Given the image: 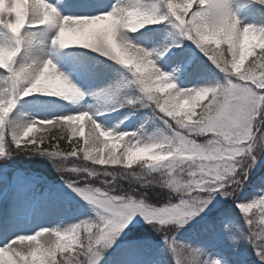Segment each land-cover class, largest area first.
<instances>
[{
    "label": "rangeland",
    "instance_id": "1",
    "mask_svg": "<svg viewBox=\"0 0 264 264\" xmlns=\"http://www.w3.org/2000/svg\"><path fill=\"white\" fill-rule=\"evenodd\" d=\"M46 2L57 7L58 12L62 15L91 16L111 10L113 6L121 3V0H46ZM142 2L147 5H157L158 16H168L167 9L160 0H142ZM230 7L243 24L264 26V5L255 2V0H230ZM194 9L195 4L193 5ZM249 13L255 15L256 17L253 19L257 20L250 21ZM26 32L31 33V43L25 42L21 45L14 66L35 65L44 60H51L56 65L57 72L66 77L69 83L79 89L82 95L73 100L39 93L26 97L17 96L16 103L8 114L4 127L0 129V137H2L0 145L3 146L5 153L0 156V161L8 157L4 142L5 135L10 145L17 147L12 140L14 129L23 128L35 121L77 115L80 114L79 109L82 108L85 110L84 112L89 108V115L105 131L134 133L135 138L143 141L158 138L161 135H172L168 125L170 124L175 129L174 121L160 113L147 100L139 86L131 83L135 78L126 68L91 49L69 46L62 50L58 45H53L51 41L56 34L55 28L29 27ZM128 35L135 43L150 51H160L169 45H174L169 49L167 55L157 59L156 63L163 72L173 76L180 88L214 87L228 83L225 74L200 51L193 41L181 35L180 30L175 27L170 18L146 25L138 32ZM14 45L15 38L7 29L0 26V46L13 47ZM35 47L46 50L47 56L35 59L33 51ZM222 47L226 48L227 46ZM59 51L63 52V56L58 55ZM258 52L259 49L256 50V55L246 59L244 67H248L249 59L257 57ZM228 58L230 59V57ZM83 66L104 75L107 83L104 86L85 87L84 82H81L83 71L78 70ZM9 76L10 73L0 69V79ZM104 90L117 91L119 96L130 98L134 103L116 106L106 102L105 99L97 95ZM159 95H165V93H159ZM201 103H206V101ZM196 111H200V106H197ZM260 120H264V114L257 117L254 123V132L257 136L264 133V124H261ZM36 129L24 140H31L34 135L37 137V134L43 132L56 129H61L62 132L67 130L71 145L68 152L77 149V155L62 158L45 153L47 157L37 158V163L41 165L38 170L44 169L43 163H50V161L57 163L53 168L60 173L52 180L42 175L41 172L31 171L32 167L26 165L18 166L8 163L6 166H1L0 207H5L9 211L10 218L8 216L0 223V247L6 246L10 241L20 236L34 235L42 229L65 231L81 222L95 223L98 219L97 212L100 210L75 191L70 186L72 182L81 188L89 185L100 188L102 191L111 189L114 195L128 194L133 200H143L148 205L162 206L169 201L173 204L179 203V194L165 184L166 176L162 182L174 193L173 196H166L165 203L149 202L146 199L147 196L141 191L134 190V192L131 188L122 185L110 187L105 183L108 180H101L104 179L105 172L110 168H123L125 174L136 169L139 170L135 175L137 177H142L145 173H141L139 165L135 163L132 168H127L125 164L127 157H125V163L103 165L94 163L93 159H85L84 151L80 149L93 146L91 142L85 144L86 140L90 141L91 139L92 125L89 121L84 122L83 135L73 136L67 128H41L39 124L36 125ZM209 138L210 135L195 137L198 142ZM24 140H22L21 147H18L20 150L24 147ZM114 143L113 140L102 137L95 141V147L103 149V156L107 159ZM48 145L51 147L50 151H60V149H56L59 146L52 147L51 143ZM115 152L118 156L122 155L119 148L115 149ZM253 154L257 157L254 164L250 159H247V162H244V159L239 162L237 175L241 183L229 188L232 195L216 194L202 212L179 227L174 222L164 226H154L143 215L136 213L127 226L114 236L110 246L101 247L98 264H177V260L184 264H194L195 261L198 264L199 261L211 260H219L221 264H264V260H261L258 254L257 246L250 238V229L245 220V214L239 207L264 197V150ZM92 155L96 157L98 152L93 151ZM76 163H82V165L88 163L94 166L97 173L90 175L92 169L86 171L83 166L84 170L79 169ZM250 164L251 167H249ZM36 165L38 166V164H34V166ZM244 169H248L246 174ZM162 172H166V170L158 169L151 174L159 175ZM79 175L83 176L72 179V176ZM96 178L99 181L94 180ZM101 181L102 183H100ZM99 184L100 186H98ZM136 192L141 195L137 196ZM157 198L159 197L153 196V199ZM247 216L253 219L252 228L255 231L264 230V225L260 224L264 213H261L259 207H254L247 213ZM46 220L51 221L50 227L43 224ZM44 239L46 236L41 238V243ZM27 243L21 245V247H25L26 251ZM174 248H177L176 252H174ZM62 258L63 255L58 252L57 260Z\"/></svg>",
    "mask_w": 264,
    "mask_h": 264
},
{
    "label": "clouds",
    "instance_id": "2",
    "mask_svg": "<svg viewBox=\"0 0 264 264\" xmlns=\"http://www.w3.org/2000/svg\"><path fill=\"white\" fill-rule=\"evenodd\" d=\"M199 2L201 5L207 4V9L198 14L193 24L194 38L192 41L225 74L229 82L233 77L237 80L258 79L256 69L264 67V26L243 24L232 11L230 0H199ZM255 2L264 5V0H255ZM137 3L138 0H121V3L112 7L111 10L89 16L62 15L57 7L45 3L44 0H0V26L7 29L15 38L13 47L0 46V69H5L10 74L13 71L20 72L18 80L22 96L39 93L46 96L63 97L66 100L78 98L79 89L71 85L68 80L67 82L77 90L76 92L50 81L51 73L42 75L44 64L51 60H44L35 65L14 66L21 45L25 42L31 43V33L26 32V29L46 26L56 29V34L51 41L53 45L61 48L79 46L91 49L126 68L135 80L144 79L151 87L147 91L140 87V90L160 113L174 121L176 127L173 129L169 124L168 128L172 135H161L147 141L135 138L134 133L108 131L111 140L115 142L110 153L115 152L117 148L122 153L119 156L116 152L114 155H109L108 163H112L113 160L125 163V157H127L126 167L132 168L134 163L138 164L141 173L151 174L158 169H165L166 172H162L161 175L167 176L175 172L176 175L172 177L170 183L178 189L181 186V181L178 179L181 172L193 167L202 168L208 162H214V168H219L224 163L214 154L218 149L208 146V139L203 142H198L197 139L190 141L185 135V133L189 135L198 133L206 127L205 116L197 112L196 108L207 99L210 93L206 90L210 87L180 88L174 80L169 79L170 73H159L160 68L156 60L151 59L152 51L135 43L128 35L138 32L146 25L157 23L158 9L144 10L137 7ZM194 3L196 0H167V11L175 12L179 16L185 10L190 9ZM100 22L105 23L103 38L99 41L91 40L73 45L68 44L62 35L67 29L85 32L90 26ZM224 45L227 47H222ZM257 49H259L257 59L250 66L244 67L246 59L256 55ZM260 76H264V72L260 73ZM159 93H165V95H159ZM173 98H176L177 102L187 99L188 107L176 111L172 104ZM105 100L116 106H123L125 103L133 104L132 99L121 97L118 94H112ZM254 116L255 105L239 111L230 122L229 135L223 137L224 142L228 144L239 142L238 138L248 139L250 141L249 150L246 154L245 150L241 149L240 155L245 157L244 162H247L250 156L253 164L257 159L253 153L264 150V133L257 136L251 130ZM44 121L35 122L43 123ZM35 122L23 128L14 129L12 136H22L28 129L35 130L33 128ZM97 126L99 127L98 124ZM193 144L195 151L190 150ZM217 144H219V139ZM0 147L3 146L0 145ZM85 159H93L94 163H99L97 158L85 157ZM228 166L236 167L232 164ZM247 170L244 169V172ZM129 174L135 176L136 172ZM84 187L92 188L89 185ZM239 207L242 210V206ZM81 227L85 233L91 232L89 223L85 221L65 231L42 229L31 236H20L12 242L15 247H10L8 250L0 248V264H57L55 252L57 250L68 251L74 247L79 242L80 235L73 229ZM61 233L67 234L61 237ZM45 236L46 239L41 243V238ZM25 242H28L27 251L25 247H21Z\"/></svg>",
    "mask_w": 264,
    "mask_h": 264
},
{
    "label": "snow or ice",
    "instance_id": "3",
    "mask_svg": "<svg viewBox=\"0 0 264 264\" xmlns=\"http://www.w3.org/2000/svg\"><path fill=\"white\" fill-rule=\"evenodd\" d=\"M44 2L47 3L46 0H44ZM163 3L167 9V0H163ZM194 4L195 9L193 10ZM194 4L190 9L185 10L179 16H177L175 12L168 11V16H157V23L163 19L170 18L175 27L180 30L181 35L186 36L187 39L192 41L194 38V33L192 31L193 24L198 14L207 9V4L201 5L199 0H196V3ZM137 7L149 11L153 8L157 9V5H147L143 3L142 0H138ZM104 23L105 22H100L90 26L85 32H75L72 29H67L62 35L68 44L73 45L86 43L91 40L99 41L103 38ZM197 44H199L198 41ZM172 46L174 45H169L160 51H152L151 59L157 60L167 55ZM256 72L259 77L258 79L237 80L232 78L231 82L228 80V83L225 85L210 87L206 90L210 94L205 100L206 103H203L200 106L199 111L205 116L206 127L201 129L198 133H192L191 135L185 133V135L188 136L190 141H195V137L198 135H210L208 146L212 149H218L214 154L224 163L219 168H214V162H208L202 168L193 167L181 172L178 177L181 181V186L178 189L170 183L172 177L175 176L176 173L172 172L167 175L165 184L179 194V203L173 204L169 201L162 206L148 205L143 200H133L128 194L114 195L112 194L111 189L102 191L100 188L96 189L94 187L81 188L75 184V182H72L70 186H72L75 191L82 195L84 199L88 200L91 204L95 206L99 205V207L96 208L100 211L97 212L98 219L95 223L87 222L91 227L90 233H85L82 227L73 229V231L79 233L80 240L68 251L57 250L55 252L57 264H98L99 250L101 247L110 246L114 236L127 226L136 213L143 215L145 219L148 222L153 223L154 226H164L170 222H174L176 226L179 227L183 226L188 220L202 212L216 194L220 193L224 196L232 195V191H229V188L233 185L238 186L241 183L237 171L239 169V162L245 157L240 155V151L241 149H244L247 154L250 141L246 138H238L239 142L228 144L224 142L223 137L229 135V125L231 120L239 111L246 110L250 105H255V116L252 120L251 128L252 133H255L254 123L256 122L257 117L264 114V76H260V73L264 72V67H258ZM47 73L52 74L49 77V80L53 83H58L67 87L73 92L77 91L67 82L66 77L57 72L56 66L51 61L44 64L42 68V75ZM159 73L162 74L163 71L159 69ZM19 75V71H13L8 78L0 79V85H2V87H0V93H2V96H0V129L4 127L6 118L16 103L17 96H22L20 95L21 85L18 80ZM169 79L174 80L172 75ZM131 83L138 85L139 88L142 87L145 91L151 87V85L144 79H134ZM112 94H116V92L104 90L97 95L100 98L105 99ZM79 95L81 96L82 93H79ZM172 104L175 106L176 111H180L188 107V100L184 99L177 102L176 98H173ZM86 120L91 123L92 130L90 132L91 139L90 141L86 140L85 144L91 142L93 146L91 148L80 150L84 151L85 157L99 159V163L97 164H108V159L103 156V149H96L95 141L100 140L102 137L109 139H111V137L108 131H102L101 127L97 126V123L94 122L93 118H90L88 112H83L77 115H68L53 120H45L43 123L35 122L33 125L35 130L28 129L22 134V136H12V140L17 147H21L22 140L29 137L31 133L37 130V124L45 129L49 127L67 128L73 136L77 134L83 135L84 122ZM260 123L264 124V120H260ZM0 139H2V137H0ZM45 139L44 136H40L38 139L32 138L31 140H24V148L29 151L48 153L62 158L74 157L77 155V149L64 153L62 151H50L48 148L38 147L37 144H43ZM218 139L219 144H217ZM220 145H222V147ZM105 147H107V145H105ZM190 150H196L194 144L190 146ZM93 151L98 152L96 157H93ZM4 154V148L0 147V156H3ZM114 154V151L110 153V155ZM233 157L234 159H231ZM248 159L251 161L250 156ZM117 163V160H113L111 164ZM229 164L236 165V167H229ZM85 170L89 171L88 169ZM90 173H94V171L90 170ZM105 175L112 174L105 172ZM139 179H143V177H139ZM105 183L109 185L111 184V182L108 181ZM254 207H259L261 213H264V210H262L264 209V198L261 197L252 203L242 205V212L245 214V220L250 229V238L257 246L261 260H264V230L259 232L255 231L252 228L254 224L253 219L247 216V213H249ZM260 224L264 225V217H262ZM65 234L67 233H61V237ZM14 240L0 248L8 250L10 247H15L12 243ZM176 251L177 248H174V252ZM58 252L63 255L62 259L57 260ZM81 257H83V259H81ZM177 264H184V262L177 260ZM194 264H197V261H195ZM198 264H221V262L219 260L199 261Z\"/></svg>",
    "mask_w": 264,
    "mask_h": 264
},
{
    "label": "trees",
    "instance_id": "4",
    "mask_svg": "<svg viewBox=\"0 0 264 264\" xmlns=\"http://www.w3.org/2000/svg\"><path fill=\"white\" fill-rule=\"evenodd\" d=\"M164 6L163 0H160ZM259 53V52H258ZM257 53V55H258ZM257 57H254L252 60L250 59V61L248 62L247 66H250L251 63L256 60ZM67 131H60V130H54L51 132H48V135L46 133H42L41 136L43 135L46 139L44 141V143L42 145H37L38 147L41 148H48L49 150L51 149V147H49L48 143H51V146L54 147L55 145L59 146V148L56 149H60L64 150L63 152H68V149L71 147L70 145V139H69V135H67ZM46 142L47 145L43 146ZM5 146L7 149V158L3 159L2 161H0V164L3 163H12V165H26L27 167H32L33 170L35 171H41L43 173H45L46 175H48L51 179L55 178L57 175H59V171H56L53 167L54 165H56L57 163H53L50 161V163H43V168L41 170L40 169V163H37L38 160L37 158H45L47 157V155L45 153H39V152H35V151H29L25 148H22L21 150L18 149L19 151H16L17 149L14 148L12 145H10V142L8 141V138L6 137L5 139ZM30 147V145H29ZM66 149V151H65ZM32 155V156H30ZM42 158V159H43ZM34 164H38V166H34ZM63 164V163H60ZM77 168L82 169V166L86 169H94V166L90 165V164H84L82 165V163H76ZM97 168V167H96ZM97 169H101V168H97ZM84 170V169H82ZM95 173H97L95 171V169L93 170ZM136 172V174L139 172V170H133ZM132 171V172H133ZM108 173H111L112 175H105L104 179L101 180H108L111 181L112 183L109 185L110 187H118V185H122L123 187H128L131 188L133 191L137 190V191H141L142 193H144L147 197L146 199L150 202H161V203H165V199L166 196H173V193L171 191V189L166 188V186L164 185V183L162 182L164 179V176L161 175V173L158 174H147L145 173V175L143 174L142 177L143 179H139V177L137 176H133L130 174H125V170L123 168H110L107 169ZM93 173H90V175ZM83 175H79V176H72V179H76L78 177H81ZM102 176V175H101ZM96 181H99L98 178L94 179ZM113 180H115V182H113ZM117 180V182H116ZM102 183V181L100 182ZM100 186V184L98 185ZM120 187V186H119ZM135 192V191H134ZM137 196H140L141 194L139 193H135ZM153 196H157L159 198L157 199H153Z\"/></svg>",
    "mask_w": 264,
    "mask_h": 264
},
{
    "label": "bare ground",
    "instance_id": "5",
    "mask_svg": "<svg viewBox=\"0 0 264 264\" xmlns=\"http://www.w3.org/2000/svg\"><path fill=\"white\" fill-rule=\"evenodd\" d=\"M253 17H256V16L249 13V19L252 22L257 20L256 18L253 19ZM59 48H61V47H59ZM61 49L63 50V48H61ZM33 51H34V57H36L35 59H40L43 56L44 57L47 56V51L43 50L42 48L35 47ZM58 55L63 56V52L59 51ZM78 70L80 72L83 71L81 82L82 83L84 82V86L87 88L92 87L94 85H97V86L103 85L104 86L107 83V80H106L104 75H102L101 73L100 74L96 73L93 69H90L89 67L83 66L82 68H79ZM84 111L85 110H83V108L81 110L79 109V113H83ZM89 111H90V109L88 108L86 112H89ZM8 216L10 218L9 211L5 207H0V223H2L4 219H7ZM43 224L46 227H50L51 221L46 220Z\"/></svg>",
    "mask_w": 264,
    "mask_h": 264
}]
</instances>
